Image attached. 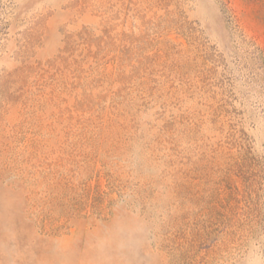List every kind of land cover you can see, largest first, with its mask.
<instances>
[{
    "label": "rangeland",
    "instance_id": "obj_1",
    "mask_svg": "<svg viewBox=\"0 0 264 264\" xmlns=\"http://www.w3.org/2000/svg\"><path fill=\"white\" fill-rule=\"evenodd\" d=\"M0 264H264V0H0Z\"/></svg>",
    "mask_w": 264,
    "mask_h": 264
}]
</instances>
